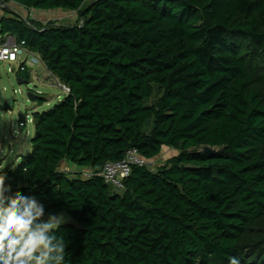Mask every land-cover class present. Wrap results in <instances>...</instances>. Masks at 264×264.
Returning <instances> with one entry per match:
<instances>
[{
  "label": "trees",
  "instance_id": "1",
  "mask_svg": "<svg viewBox=\"0 0 264 264\" xmlns=\"http://www.w3.org/2000/svg\"><path fill=\"white\" fill-rule=\"evenodd\" d=\"M9 1L81 19L0 17L71 89L33 112L29 153L0 165L45 218H72L57 232L68 264H264V0ZM165 146L177 155L134 165L123 189L101 175Z\"/></svg>",
  "mask_w": 264,
  "mask_h": 264
},
{
  "label": "rangeland",
  "instance_id": "2",
  "mask_svg": "<svg viewBox=\"0 0 264 264\" xmlns=\"http://www.w3.org/2000/svg\"><path fill=\"white\" fill-rule=\"evenodd\" d=\"M8 12L15 13L27 20L38 21L42 25H69L81 22L77 12L74 11L63 9L50 11L27 10L13 1L0 5V14ZM16 66V63L0 62V101L2 105V108H0V165L2 167L19 163L20 160L16 159H20L22 155H26L31 150L34 126L30 120L25 126H20L21 116L28 114L32 118L34 111L41 112L49 109L66 95L57 85L50 82V76L43 63H39L31 69L33 73L30 82L25 84H20L16 72L11 71ZM14 90H16V93ZM29 93H32L35 97L45 96L46 100L42 105H39L36 99H30ZM5 104L10 109H4ZM177 153L178 151L174 148L163 147L158 156L149 160L150 169L156 170ZM69 165L74 166L64 161L61 169H68L70 172L77 170L83 177H87L92 172L88 168H68ZM64 214L69 218L68 222L74 223L67 213Z\"/></svg>",
  "mask_w": 264,
  "mask_h": 264
},
{
  "label": "clouds",
  "instance_id": "3",
  "mask_svg": "<svg viewBox=\"0 0 264 264\" xmlns=\"http://www.w3.org/2000/svg\"><path fill=\"white\" fill-rule=\"evenodd\" d=\"M7 179L0 172V264H68V244L57 232L69 218L63 212L45 218V205L34 195L12 192Z\"/></svg>",
  "mask_w": 264,
  "mask_h": 264
},
{
  "label": "built area",
  "instance_id": "4",
  "mask_svg": "<svg viewBox=\"0 0 264 264\" xmlns=\"http://www.w3.org/2000/svg\"><path fill=\"white\" fill-rule=\"evenodd\" d=\"M0 62L16 63L17 66L11 69L12 72H16V75L18 72L31 71L37 64L43 63L38 54L25 46V41H18L11 34L0 37ZM48 75L52 84L57 85L66 95L70 94L71 89L67 84L61 82L50 71ZM14 92L16 93V90ZM29 120L32 121V118L26 114L24 119L20 120V126H25ZM134 165L149 166L150 161L142 157L136 149H132L122 160L106 163L101 175L107 183L117 189H123V181L130 175Z\"/></svg>",
  "mask_w": 264,
  "mask_h": 264
},
{
  "label": "water",
  "instance_id": "5",
  "mask_svg": "<svg viewBox=\"0 0 264 264\" xmlns=\"http://www.w3.org/2000/svg\"><path fill=\"white\" fill-rule=\"evenodd\" d=\"M18 82H19L20 84H25V83H27L26 80H24V79H22V78H18ZM28 96L30 97L31 100H35V99H36V97H35L32 93H29ZM204 151H205V152H208V153H213V152H215V150H213V149H211V148H209V147H205V148H204Z\"/></svg>",
  "mask_w": 264,
  "mask_h": 264
},
{
  "label": "crops",
  "instance_id": "6",
  "mask_svg": "<svg viewBox=\"0 0 264 264\" xmlns=\"http://www.w3.org/2000/svg\"><path fill=\"white\" fill-rule=\"evenodd\" d=\"M13 13L11 12H8V13H5V14H0V17L2 16V15H12ZM15 14V13H14ZM24 19H26V18H24ZM2 35L0 34V37H1ZM43 66L45 67V65L43 64ZM46 68V67H45ZM47 69V68H46ZM48 71V70H47ZM37 72V71H36ZM35 72V73H36ZM33 72H31V74H32ZM39 74V76H40V72L38 73ZM18 77V76H17ZM71 168V167H70Z\"/></svg>",
  "mask_w": 264,
  "mask_h": 264
}]
</instances>
